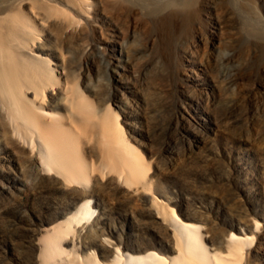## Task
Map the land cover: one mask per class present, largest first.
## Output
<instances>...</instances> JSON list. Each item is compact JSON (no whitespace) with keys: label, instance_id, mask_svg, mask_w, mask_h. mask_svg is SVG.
Instances as JSON below:
<instances>
[{"label":"rangeland","instance_id":"1","mask_svg":"<svg viewBox=\"0 0 264 264\" xmlns=\"http://www.w3.org/2000/svg\"><path fill=\"white\" fill-rule=\"evenodd\" d=\"M62 1L16 3L36 36L31 50L67 95L78 87L116 114L144 158L146 184L99 171L89 187L66 184L0 125V264H41L44 231L85 199L94 214L75 239L82 257L94 251L107 262L117 249L176 257L177 215L200 226L195 235L211 254L226 253L231 233L253 234L239 264H264V0H194L193 17L157 10L167 0ZM42 4L80 25L47 18ZM59 90L40 101L64 114ZM84 150L97 168V145Z\"/></svg>","mask_w":264,"mask_h":264},{"label":"bare ground","instance_id":"2","mask_svg":"<svg viewBox=\"0 0 264 264\" xmlns=\"http://www.w3.org/2000/svg\"><path fill=\"white\" fill-rule=\"evenodd\" d=\"M23 2L0 0V125L4 134H9L11 129L29 146L42 173L55 175L66 184L89 187L94 171L102 176L105 172L116 174L124 185L142 184L147 177L144 158L129 143L116 114L108 108L98 110L78 87L69 90L67 95V88L58 86L56 70L31 50L36 39L33 27L15 12L16 3ZM79 2L62 1L71 7L78 6ZM36 8L47 18L58 15L67 28L80 25L60 7L42 4ZM169 8L187 10L189 17L195 12L194 0H167L157 6V10ZM32 9L35 10L34 6ZM57 88L63 96L56 105L64 114L40 101V96L47 94L50 98ZM89 144L97 145L99 150L97 168L84 156V147ZM156 201L154 197L153 206ZM90 203V199H85L69 216L44 231L39 239L41 264H239L244 247L255 239L253 234L231 233L226 253L211 254L195 235L200 226L182 221L176 215L173 224L180 238L176 257L153 253L131 256L117 249L111 260L101 262L94 251L82 257L75 245V239L93 217ZM68 241L72 243L70 249L64 247Z\"/></svg>","mask_w":264,"mask_h":264}]
</instances>
